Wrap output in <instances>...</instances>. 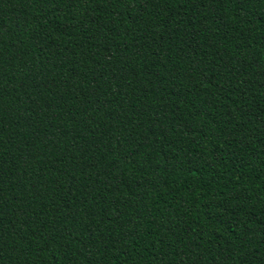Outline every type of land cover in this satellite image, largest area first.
Returning a JSON list of instances; mask_svg holds the SVG:
<instances>
[{"label": "trees", "instance_id": "trees-1", "mask_svg": "<svg viewBox=\"0 0 264 264\" xmlns=\"http://www.w3.org/2000/svg\"><path fill=\"white\" fill-rule=\"evenodd\" d=\"M0 264H264V0H0Z\"/></svg>", "mask_w": 264, "mask_h": 264}]
</instances>
